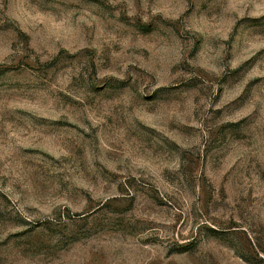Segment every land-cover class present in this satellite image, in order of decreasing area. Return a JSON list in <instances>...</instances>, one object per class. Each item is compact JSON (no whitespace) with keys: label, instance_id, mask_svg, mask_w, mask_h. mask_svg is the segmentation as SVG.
<instances>
[{"label":"rangeland","instance_id":"1","mask_svg":"<svg viewBox=\"0 0 264 264\" xmlns=\"http://www.w3.org/2000/svg\"><path fill=\"white\" fill-rule=\"evenodd\" d=\"M0 264H264V0H0Z\"/></svg>","mask_w":264,"mask_h":264}]
</instances>
